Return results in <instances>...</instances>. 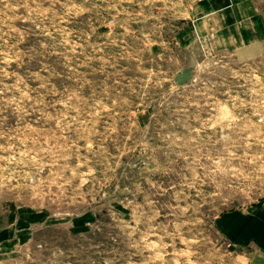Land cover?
Masks as SVG:
<instances>
[{
  "label": "rangeland",
  "instance_id": "obj_1",
  "mask_svg": "<svg viewBox=\"0 0 264 264\" xmlns=\"http://www.w3.org/2000/svg\"><path fill=\"white\" fill-rule=\"evenodd\" d=\"M0 264H264V0H0Z\"/></svg>",
  "mask_w": 264,
  "mask_h": 264
}]
</instances>
